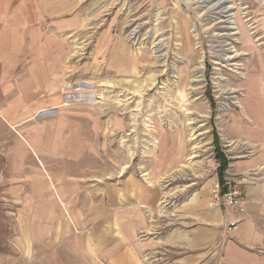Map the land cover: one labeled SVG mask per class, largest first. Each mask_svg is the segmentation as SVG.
Instances as JSON below:
<instances>
[{
  "label": "rangeland",
  "instance_id": "1",
  "mask_svg": "<svg viewBox=\"0 0 264 264\" xmlns=\"http://www.w3.org/2000/svg\"><path fill=\"white\" fill-rule=\"evenodd\" d=\"M59 4L60 12L46 8L56 18H47L46 51H26L13 76L41 80V69L57 65L62 104L77 113L78 127L92 128L78 144L87 149L83 161L68 164L77 178L71 187L92 196L125 185L134 197L149 185L163 194V210L172 195L176 207L216 165L217 173L216 153L225 157L264 107V0H230L227 14L200 0ZM43 118L35 113L28 128ZM10 176L0 167V243L12 236L3 194ZM6 252L14 254L0 244ZM150 252L142 264H175L160 248Z\"/></svg>",
  "mask_w": 264,
  "mask_h": 264
},
{
  "label": "crops",
  "instance_id": "2",
  "mask_svg": "<svg viewBox=\"0 0 264 264\" xmlns=\"http://www.w3.org/2000/svg\"><path fill=\"white\" fill-rule=\"evenodd\" d=\"M58 1L0 0V167L12 179L3 193L12 236L0 244L14 252L0 255V264H142L147 250L159 248L175 264H264V107L255 108L235 145L224 146L222 183L239 186V207L213 204L217 165L199 190L176 207L172 195L164 210L163 194L149 185L134 197L125 185L92 196L71 187L77 178L68 164L76 169L83 161L87 149L78 144L92 128L78 127L77 113L62 104L57 65L41 69V80L13 76L26 51H46L47 18H55L46 8L60 12ZM38 112L42 126L29 129Z\"/></svg>",
  "mask_w": 264,
  "mask_h": 264
},
{
  "label": "built area",
  "instance_id": "3",
  "mask_svg": "<svg viewBox=\"0 0 264 264\" xmlns=\"http://www.w3.org/2000/svg\"><path fill=\"white\" fill-rule=\"evenodd\" d=\"M212 202L217 207H239L243 204L242 191L239 186L225 181L224 183H219L214 186L211 190ZM233 225L228 227L230 230Z\"/></svg>",
  "mask_w": 264,
  "mask_h": 264
},
{
  "label": "bare ground",
  "instance_id": "4",
  "mask_svg": "<svg viewBox=\"0 0 264 264\" xmlns=\"http://www.w3.org/2000/svg\"><path fill=\"white\" fill-rule=\"evenodd\" d=\"M202 1L204 4H208V5H212L209 8L212 9H219L220 7L224 10L223 12H225L226 14L229 12V10L232 9L231 6H227V4L230 2V0H200ZM215 1V3H214ZM231 14H229L228 16H230ZM237 34V33H236Z\"/></svg>",
  "mask_w": 264,
  "mask_h": 264
},
{
  "label": "trees",
  "instance_id": "5",
  "mask_svg": "<svg viewBox=\"0 0 264 264\" xmlns=\"http://www.w3.org/2000/svg\"><path fill=\"white\" fill-rule=\"evenodd\" d=\"M216 152H217V150H216ZM215 159L219 163L218 169H217V177H218V180L221 184L222 179H223V173L227 168L228 161L223 155H218V152L216 153Z\"/></svg>",
  "mask_w": 264,
  "mask_h": 264
}]
</instances>
